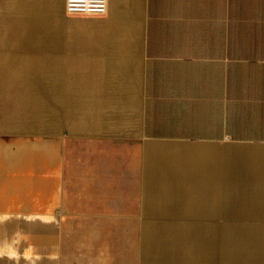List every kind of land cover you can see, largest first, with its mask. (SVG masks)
I'll return each mask as SVG.
<instances>
[{"label": "crops", "instance_id": "crops-1", "mask_svg": "<svg viewBox=\"0 0 264 264\" xmlns=\"http://www.w3.org/2000/svg\"><path fill=\"white\" fill-rule=\"evenodd\" d=\"M64 5L0 0V264H228L264 230V0ZM76 211L128 253L60 238Z\"/></svg>", "mask_w": 264, "mask_h": 264}, {"label": "rangeland", "instance_id": "rangeland-1", "mask_svg": "<svg viewBox=\"0 0 264 264\" xmlns=\"http://www.w3.org/2000/svg\"><path fill=\"white\" fill-rule=\"evenodd\" d=\"M41 55L43 54V50L40 51ZM41 58H43L42 56H39ZM62 132V129H60ZM44 136H46V133H43V131L39 132L37 135H27L26 139L28 141H36V142H40L42 141L41 138ZM63 134H60V138H62ZM66 137V136H65ZM63 141V139H61ZM61 141V154L63 156V158H69L68 156V150L65 148L64 149V143ZM72 158L75 160L77 166L76 169H83L82 166L83 165V152H76L75 155L72 156ZM71 158V159H72ZM100 167L97 166V175L100 174V172H98ZM61 169L62 166H61ZM105 173L106 174L104 177H106L107 182L105 183V187L107 186L108 188L110 187H115L116 186V163L115 160L112 161L111 166H109V169L107 170V168L105 169ZM79 171H77L78 174ZM76 173V172H75ZM81 173H83V171H81ZM101 175V174H100ZM105 179V180H106ZM92 183V182H91ZM104 183V182H103ZM93 186V190H99V187L101 186L100 182H96L95 184L92 183ZM79 188V187H78ZM76 188L78 191H76V195H78L80 192L79 190H81L83 187H80L79 189ZM92 196V195H91ZM108 200H110L108 198ZM97 215L98 214H90V213H76L72 216H70L71 218H73L74 220H76L77 224L76 227L73 228H67L66 226H64V228L61 225V229H60V238H75V248L78 252H84V253H97L99 254L100 252H105L104 248H106L107 250L110 251H115L117 249L122 248V246L124 247V251H126L128 253V238L125 241H121V240H116V237L118 236V230H125V231H129V229H104V230H100L97 229V227L94 226H98V224H93L92 226L94 228H84V226H82V222L87 221H97ZM87 216H91V217H87ZM84 217H87L88 219H85ZM81 222V223H80ZM227 229H220V257L221 259L226 258V259H231V261L228 264L234 263L236 262L237 259H235V255H236V251L240 250L241 248H243V246L241 244H237V243H230L229 240H227L225 238V232ZM228 230H235L236 229H228ZM253 231L250 235L249 238L245 241L244 244H246L245 246L249 247V251H248V259L251 261V264H264V257H262V251L261 248L264 247V230H251ZM229 239V236H228ZM106 246V247H105ZM106 250V251H107ZM121 251V250H120ZM109 253V251H108ZM122 254V252H121ZM134 259L136 258L135 255H133ZM249 260H247V264H249ZM136 261V259H135Z\"/></svg>", "mask_w": 264, "mask_h": 264}, {"label": "built area", "instance_id": "built-area-1", "mask_svg": "<svg viewBox=\"0 0 264 264\" xmlns=\"http://www.w3.org/2000/svg\"><path fill=\"white\" fill-rule=\"evenodd\" d=\"M108 0H65L68 15H103L107 12Z\"/></svg>", "mask_w": 264, "mask_h": 264}, {"label": "bare ground", "instance_id": "bare-ground-1", "mask_svg": "<svg viewBox=\"0 0 264 264\" xmlns=\"http://www.w3.org/2000/svg\"><path fill=\"white\" fill-rule=\"evenodd\" d=\"M253 231L251 230H244V229H236L235 230H226L225 232V238L227 240H229L230 243H237V244H241L243 246V248H241L240 250L236 251V255H235V259L236 262L231 263V264H247V260L248 259V251H249V247L245 246L246 244L245 241L249 238V235L252 233ZM229 236V239H228ZM262 251V257H264V247L261 248Z\"/></svg>", "mask_w": 264, "mask_h": 264}]
</instances>
